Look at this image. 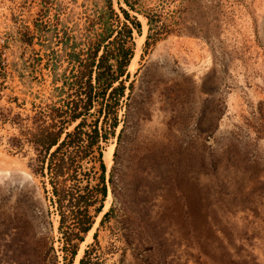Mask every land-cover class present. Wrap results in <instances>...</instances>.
I'll list each match as a JSON object with an SVG mask.
<instances>
[{"label":"rangeland","instance_id":"374dc122","mask_svg":"<svg viewBox=\"0 0 264 264\" xmlns=\"http://www.w3.org/2000/svg\"><path fill=\"white\" fill-rule=\"evenodd\" d=\"M106 2L0 0V264H62L31 136L65 98L57 34L91 33ZM129 15L132 92L100 142L111 182L71 264L84 249L88 264H264V0H193L185 30L156 41Z\"/></svg>","mask_w":264,"mask_h":264},{"label":"trees","instance_id":"16d2710c","mask_svg":"<svg viewBox=\"0 0 264 264\" xmlns=\"http://www.w3.org/2000/svg\"><path fill=\"white\" fill-rule=\"evenodd\" d=\"M192 1L118 0L117 13L107 0L91 33L77 38L68 27H62L61 34H57V41L68 49L70 63L68 74L61 79L65 98L61 105L50 108L47 121L39 117L31 141L36 145L39 174L46 178L58 216L62 264L72 263L78 243L101 212L107 183L111 182L110 175L106 176L100 142L114 135L118 110L132 92V82H124L133 55L132 32L140 34V22L129 11L145 20V42L149 38L156 41L185 30L188 20L183 13ZM71 123H75L72 129L65 131ZM110 210L102 213L99 223ZM92 238L95 240V233ZM88 253L84 249L77 264H88Z\"/></svg>","mask_w":264,"mask_h":264},{"label":"bare ground","instance_id":"6f19581e","mask_svg":"<svg viewBox=\"0 0 264 264\" xmlns=\"http://www.w3.org/2000/svg\"><path fill=\"white\" fill-rule=\"evenodd\" d=\"M109 157H110L109 155L105 157V158L107 159V161H109ZM109 162H110V161H109Z\"/></svg>","mask_w":264,"mask_h":264}]
</instances>
